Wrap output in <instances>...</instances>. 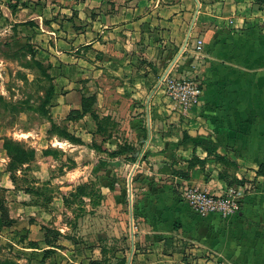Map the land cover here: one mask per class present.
Instances as JSON below:
<instances>
[{
	"label": "crops",
	"instance_id": "crops-1",
	"mask_svg": "<svg viewBox=\"0 0 264 264\" xmlns=\"http://www.w3.org/2000/svg\"><path fill=\"white\" fill-rule=\"evenodd\" d=\"M1 12L11 27L42 33L31 43L54 79L49 115L84 143L59 144H91L110 115L112 151L143 144L131 175L150 176L146 198L172 203L187 187L240 195L242 211L228 220L179 201L172 223L145 217V240L156 241L134 264H199L210 253L223 264H264V0H0ZM167 73L200 77V105L175 109L161 84ZM91 95L101 117L70 119Z\"/></svg>",
	"mask_w": 264,
	"mask_h": 264
},
{
	"label": "rangeland",
	"instance_id": "rangeland-1",
	"mask_svg": "<svg viewBox=\"0 0 264 264\" xmlns=\"http://www.w3.org/2000/svg\"><path fill=\"white\" fill-rule=\"evenodd\" d=\"M26 19L29 14L22 17ZM13 24L1 12L0 260L19 264H134L145 259L141 255L156 241L145 240V231H151L147 224L143 226L145 217L164 213L170 220L168 213L175 211L178 201L185 204L181 192L172 197V203L146 198L153 192L146 182L150 176L131 175L145 159V152L140 155L141 140L132 142L133 158L113 159L94 150L112 151L107 137L118 126L108 121L110 115L102 120L104 134L91 144L81 148L59 144L57 139L65 138L51 134L49 117L40 114L52 112L49 98L54 87L44 56L31 43L35 34L42 33L27 27L20 30L11 27ZM95 105L92 110L99 119ZM54 123L53 132L65 129L72 134L67 121ZM121 138L125 143L123 134ZM7 142L35 149L38 155L14 170L4 150ZM47 149L54 151L50 157L42 155ZM145 164L149 165L148 160Z\"/></svg>",
	"mask_w": 264,
	"mask_h": 264
},
{
	"label": "built area",
	"instance_id": "built-area-1",
	"mask_svg": "<svg viewBox=\"0 0 264 264\" xmlns=\"http://www.w3.org/2000/svg\"><path fill=\"white\" fill-rule=\"evenodd\" d=\"M195 53H203V41L195 45ZM161 84L164 86L166 97L174 105L175 109L187 112L200 105L204 88L202 79L198 76H172L166 74ZM184 201L193 212L202 218L217 216L222 220H228L242 211L241 197L237 192L228 191L225 195H213L193 187H187L182 191ZM199 264H223L214 254H207Z\"/></svg>",
	"mask_w": 264,
	"mask_h": 264
},
{
	"label": "trees",
	"instance_id": "trees-1",
	"mask_svg": "<svg viewBox=\"0 0 264 264\" xmlns=\"http://www.w3.org/2000/svg\"><path fill=\"white\" fill-rule=\"evenodd\" d=\"M9 6H10V9L12 10V12L15 14V12L17 11L16 6H12L11 4ZM29 24L30 23H27V25H29ZM53 94H54V88H52V91L50 93L49 102H51ZM94 103H96V97L95 96H93L91 98H87V97L84 98L82 101L81 109L72 111L69 115V118L72 120H79L87 114H91V116L93 118H97L95 115V112L92 110ZM40 114L46 118L49 117L48 119L51 123V128H50L49 132L51 134L57 135L59 137L63 136L65 138V140L71 142L74 145H84V143L80 139L76 138L75 135L69 133L65 129L60 133L55 132V131L53 132V130L56 128V124L52 120L51 116L47 115L46 113H41V112H40ZM94 149H96L97 151H100V152H105L106 154L109 155L110 158H113V159L121 158V157L133 158L132 156H133V152H134V149L131 148V145H126V144L119 146V148L116 151H108L106 149H102L99 147H94ZM4 150L6 151L7 155L10 157L11 166L13 167L12 169H14V170H16V168H19V167L24 166V165H28L29 163L33 162L38 155V152L35 149H26L23 146H21L20 144H17L14 142L5 143ZM53 152L54 151H52V149H47V150L43 151L42 155L44 157H50L53 154ZM219 161H221L224 164L235 165L233 162H230L229 160H226V159L221 158V157H219ZM257 176L264 177V163H262L259 166V170L257 171ZM0 264H19V263L15 262V261H11V260H4V261L0 260ZM90 264H101V263L97 262V261H92V262H90ZM121 264H126V262L122 261Z\"/></svg>",
	"mask_w": 264,
	"mask_h": 264
}]
</instances>
